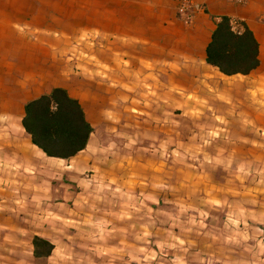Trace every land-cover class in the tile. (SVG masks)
Here are the masks:
<instances>
[{
	"label": "crops",
	"instance_id": "crops-1",
	"mask_svg": "<svg viewBox=\"0 0 264 264\" xmlns=\"http://www.w3.org/2000/svg\"><path fill=\"white\" fill-rule=\"evenodd\" d=\"M181 1L0 0V264L21 251L26 223L36 260L41 217L25 211L42 205V170L94 188L96 202H73L95 209L87 237L129 261L152 251L154 218L136 211L142 195L146 210L160 207L171 264H255L258 250L264 262V0H194L202 10L189 23L178 17ZM222 16L257 43L246 75L206 63ZM76 42L89 55L80 73L65 58ZM54 88L80 104L92 128L68 159L46 157L21 124L25 102ZM89 172L92 181L82 177ZM74 209L66 205L67 217Z\"/></svg>",
	"mask_w": 264,
	"mask_h": 264
},
{
	"label": "rangeland",
	"instance_id": "rangeland-1",
	"mask_svg": "<svg viewBox=\"0 0 264 264\" xmlns=\"http://www.w3.org/2000/svg\"><path fill=\"white\" fill-rule=\"evenodd\" d=\"M31 41L38 42L37 35L30 37ZM90 42V40H89ZM93 48V47H92ZM89 55L83 53L82 46L79 43H73L72 49H68L65 58L72 66L74 73H80L82 62ZM86 175V177L84 176ZM82 177L86 180L92 181L95 179L92 177L93 173H85ZM255 178L256 177H250ZM68 179V180H67ZM70 177L63 174L61 171L57 170V173L52 175L48 173L47 170L43 171L41 174V204L39 208H34L29 206L26 209V219L27 217H41L35 220L38 224L37 232L41 235L40 237L47 240L53 246L54 251L47 258L33 260L30 255L29 237L31 232L28 230V224L26 223V232L22 244V249L20 252L10 251L7 257V264H168L172 263L169 259L170 256H166L164 249L166 247L161 246V230L166 228V224H161L160 217V207L159 205L152 209H145L142 205L143 196L137 195V205L136 211L138 215L153 216V223L147 225L148 231H152V242L151 252L149 255H136L132 257V261H129L127 257L115 255L114 252L108 250L106 243L98 241L96 239H90L87 237L89 231L95 232L96 228H91L88 230V225L91 223L98 222L93 212L95 209L90 207L79 208V206L73 204L76 201L84 204L85 206L90 205L92 202H96L94 198L98 196L94 188L88 187V185L80 186L77 183H72L69 181ZM252 180V179H251ZM256 182V181H255ZM93 185V184H91ZM50 187V189H49ZM27 196V193H25ZM53 198H51V196ZM71 199V200H70ZM156 199V198H155ZM69 200V201H68ZM57 203V219L52 220V212L50 206ZM63 204V205H61ZM74 205V215L67 217L68 210H66V205ZM171 210V209H170ZM31 216H28V215ZM157 218V219H156ZM87 219V220H86ZM31 220H33L31 218ZM34 226V225H32ZM176 225L169 223V232L177 231ZM145 224L138 225V232H145ZM184 225H180V228ZM193 228L201 231L203 225H192ZM36 227H34L35 232ZM181 230V229H180ZM94 233H92L93 235ZM85 235V237H84ZM178 242L173 244L177 245ZM111 246V243L109 244ZM144 245H141L143 247ZM101 247L105 248L104 250ZM153 247V248H152ZM105 252V253H104ZM104 253V254H103ZM263 256L260 255V250L256 252V256H252L255 264H264L261 261ZM169 258V259H168ZM186 257L182 255L181 262H185ZM257 261V262H256Z\"/></svg>",
	"mask_w": 264,
	"mask_h": 264
},
{
	"label": "trees",
	"instance_id": "trees-1",
	"mask_svg": "<svg viewBox=\"0 0 264 264\" xmlns=\"http://www.w3.org/2000/svg\"><path fill=\"white\" fill-rule=\"evenodd\" d=\"M206 63L226 76L246 75L257 66V43L240 22L226 16L215 23L206 47ZM21 121L31 143L48 158L68 159L83 150L92 132L80 104L62 88L28 100ZM33 257L47 258L53 246L40 237L32 239Z\"/></svg>",
	"mask_w": 264,
	"mask_h": 264
},
{
	"label": "built area",
	"instance_id": "built-area-1",
	"mask_svg": "<svg viewBox=\"0 0 264 264\" xmlns=\"http://www.w3.org/2000/svg\"><path fill=\"white\" fill-rule=\"evenodd\" d=\"M229 3L241 5L243 0H222ZM202 10V7L195 3L194 0H182L177 7L178 17L189 23L192 21L196 12Z\"/></svg>",
	"mask_w": 264,
	"mask_h": 264
}]
</instances>
